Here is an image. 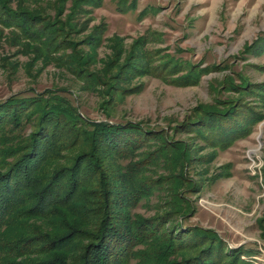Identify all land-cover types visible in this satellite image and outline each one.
Listing matches in <instances>:
<instances>
[{
	"label": "rangeland",
	"instance_id": "rangeland-1",
	"mask_svg": "<svg viewBox=\"0 0 264 264\" xmlns=\"http://www.w3.org/2000/svg\"><path fill=\"white\" fill-rule=\"evenodd\" d=\"M0 5L15 20L0 18V103L52 92L81 120L75 141L49 170L90 155L104 164L113 189L123 188L119 176L128 170L133 217L177 210L172 200L183 199L187 206L178 215H187L184 227L216 231L229 248H255L256 254L242 259L264 264V118L247 134L226 139L227 145L198 122L205 111L229 106L264 117V0H0ZM24 18L23 26H34L30 33L13 24ZM34 31L44 37L34 41L29 37ZM89 122L151 132L142 131L125 158L112 157L109 148H93ZM94 188L99 194L98 185ZM96 199L102 200L86 206L94 207ZM58 211L52 219H21V229H2L0 242L34 233L58 238L68 227L94 233ZM3 254L0 249V263L8 264L52 256Z\"/></svg>",
	"mask_w": 264,
	"mask_h": 264
},
{
	"label": "trees",
	"instance_id": "trees-1",
	"mask_svg": "<svg viewBox=\"0 0 264 264\" xmlns=\"http://www.w3.org/2000/svg\"><path fill=\"white\" fill-rule=\"evenodd\" d=\"M4 15L0 5V18ZM19 21L13 24L22 34L30 33L34 26L30 23L23 26L27 22L25 18ZM41 36L44 37L35 31L29 35L34 41ZM70 109L52 92L36 97L15 95L0 103V232L15 226L21 229L24 224L21 219H52L62 209L75 217V227L82 223L91 226L94 233L68 227L67 234L58 238L34 237V233L16 241H2L0 249L4 257L52 254L31 264H129L131 260L137 261L133 264H250L242 257H252L257 253L255 248L245 245L229 248L216 231L184 227L187 215H178L187 206L183 199L184 204L177 198L172 200L177 210L170 209L151 218L133 217L129 207L134 193L128 170L120 173L123 188L118 185L117 189L109 183L110 174L105 173L104 164L90 155L71 160L68 167L49 170L50 162L58 159L67 144L77 137L74 129L81 120ZM243 114L241 108L234 106L224 110L215 108L205 111V117H200L198 122L221 144L227 145L229 139L247 134L264 118L259 113L249 117L248 113ZM90 124L96 144L93 148L98 152L100 148H109L112 157L125 158L137 148L140 133L151 132L148 129L139 132L127 124ZM28 125L30 129L26 131ZM94 185L101 189L99 194ZM96 197L102 200L93 201L94 207L86 206ZM123 205L126 209L119 210ZM85 240H89L85 246L77 243ZM145 246L144 251L134 249Z\"/></svg>",
	"mask_w": 264,
	"mask_h": 264
}]
</instances>
